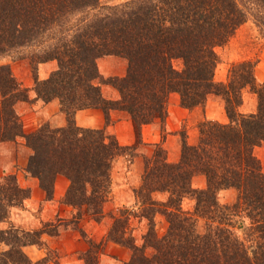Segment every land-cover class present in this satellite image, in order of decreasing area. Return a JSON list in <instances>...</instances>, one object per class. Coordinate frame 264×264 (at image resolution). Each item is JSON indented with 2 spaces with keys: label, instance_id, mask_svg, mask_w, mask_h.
I'll use <instances>...</instances> for the list:
<instances>
[{
  "label": "trees",
  "instance_id": "16d2710c",
  "mask_svg": "<svg viewBox=\"0 0 264 264\" xmlns=\"http://www.w3.org/2000/svg\"><path fill=\"white\" fill-rule=\"evenodd\" d=\"M99 5L100 0H0V60L13 55L17 61L26 59L34 72L42 63H59L48 79L36 81L33 99L11 65L0 62V144L25 139L32 150L27 171L47 196L52 197L57 177L64 175L70 181L67 203L85 205L98 215L109 199L114 160L136 148L121 145L105 130L78 126L79 111L102 109L108 122L112 110L125 112L140 136L144 125L165 124L173 93L187 109L204 105L212 94L220 96L229 123L202 122L198 143L184 139L177 163L168 161L160 144L145 157L142 185L136 190L142 216L149 220L145 243L136 245L130 235L128 210L115 218L109 240L132 249L126 264H264V172L254 154L264 144V84H258L251 61L233 65L228 83L215 81L220 62L216 49L251 15L264 23V0H130L86 19L56 44L34 49L48 32H63L74 13ZM105 56L124 58L126 75L103 76L98 60ZM175 60L182 61L181 69ZM103 85L116 89L120 98L107 99ZM246 88L258 96L257 113L239 110ZM37 100H59L68 125L45 123L26 132L17 105ZM196 175L205 176L206 188H193ZM229 189L238 192L236 201L221 204L219 192ZM155 193H168L167 202L160 204ZM29 194L14 176L4 178L0 223ZM185 197L195 199L194 213L182 209ZM157 214L169 223L163 236L156 230ZM46 232L0 231V242L11 247L0 250V264H31L24 249L39 244ZM90 254L87 264H94Z\"/></svg>",
  "mask_w": 264,
  "mask_h": 264
},
{
  "label": "rangeland",
  "instance_id": "374dc122",
  "mask_svg": "<svg viewBox=\"0 0 264 264\" xmlns=\"http://www.w3.org/2000/svg\"><path fill=\"white\" fill-rule=\"evenodd\" d=\"M129 1L130 0H100L98 9H86L84 11L74 13L69 19L68 23L64 26L63 32L61 29L48 32L46 39L41 47H36L34 49L41 50L52 44H56L58 40L64 38L65 34H69L70 32L78 29L82 22L86 19H92V17L96 14H106L109 7L120 6ZM216 50L220 58V62L215 73L216 82L228 83L230 80V70L233 65L242 63L244 61H251L256 64L255 76L258 84H264V23L257 22L255 17L251 15L249 20L236 31L234 36H232L224 46L218 47ZM30 51L31 50H29V52ZM105 57L117 58L119 60V63L114 64L115 71L117 73L122 72L123 76L126 75L128 62L124 58L117 56ZM16 58L17 56L14 55L8 56L1 58L0 62L10 64L16 79L23 85V87L31 89V94L36 97V93L34 92L36 81L44 80L41 79L40 75L41 64L38 66V70L34 72L28 60L25 59L17 61ZM99 60L98 67L100 73L106 78L111 77L103 73L101 67L99 66ZM47 63H53L56 67L54 70H52V72L49 73L46 79H48L53 72L59 69V63L57 60H52ZM174 65L177 69H181L183 66L181 60H175ZM102 69L104 70L105 67L102 66ZM103 87L113 88L110 85H103L102 88ZM103 95L105 96L104 93ZM178 98L180 105L182 106L180 95L177 93H173L171 95L168 105V115L169 107L175 105L178 101ZM57 101L59 102V100ZM25 104L29 105L30 107L33 106V103H18L17 112L21 116L22 120L23 115H21V113L24 110V107L22 106H24ZM258 106L259 100L257 94L253 92L251 88H246L243 92V104L239 108L240 112H242L243 114L257 113ZM60 110L65 118V125L63 126L65 127L68 125V117L62 112L61 105ZM188 110L190 111L189 116L185 118L180 129L177 131L169 132L167 130V119L164 125H162L159 121L153 123L159 131L160 138L162 140L161 143H150L144 141L142 131L139 136L134 125L133 132L131 134L134 142L131 145L123 144L116 135L111 133L109 130H105L107 134L114 135L119 140L121 145L136 148V151L134 152L132 150H129L123 155L118 156L114 160L111 173V192L102 212L98 215H94L85 205H69L66 201V195L68 192L67 190L63 198L56 199L57 202H51L53 208L50 209V214L48 211L50 221L41 226H37L36 222L42 218L41 212L44 208L42 206H36L35 208L30 207L31 203L27 201L32 197V192L29 188L24 187L21 183V180L19 179V175L20 178L23 175L25 176V178L33 177L27 171L32 150L28 147L30 150V155L28 164L25 169L26 172H19L22 171L21 167L18 165V155L21 151V149L19 148V141H24V144L26 145V140L21 138L17 142L1 143L0 146L5 145V147L0 148V167L4 166V164H11L10 166L12 167L11 172H4V175H0V183L3 182L4 178L8 176H14L16 178L17 184L21 188L29 190L30 194L29 197L23 201V203H18L16 204V206L14 205V207L9 209V217L5 222L0 223V231H7L11 228H18V231L20 232L22 230L33 232L41 231L42 229L47 230L42 239H40L39 244H37L38 246L41 245L46 249L44 250L45 253H47V258L44 260L45 262L43 261L44 263L87 264L86 260L89 259L88 253L90 251L91 254L89 256L94 264H126L131 260L133 256L132 249L130 247L109 240V233L114 224L115 218L122 215L123 211L128 210V212H131L132 214L128 226L130 235L133 237L136 245L142 246L145 243V235L150 230L149 220L142 216L144 207L140 204L136 194V190H138L142 185L145 157H151L156 149L155 144H160L166 150L168 161L177 163L181 159L184 139H186L188 143L193 145L198 143L200 137L199 127L202 122L210 120L222 124H227L230 121L226 112L225 101L217 95H210L204 105ZM111 112V120L110 122L107 121L109 125L114 122ZM123 113L127 116L128 119L131 120L130 116L127 113ZM43 124L45 123H41L36 129L40 128ZM51 126L53 128H57L53 125ZM16 143L17 146L15 145ZM131 153L136 154V156L131 155ZM254 154L261 161L262 170L264 172V144L255 147ZM192 186L196 189L206 188L207 181L205 176L196 175L192 179ZM45 194L47 200L54 201L55 187L52 197H48L46 191ZM237 196L238 192L236 190L229 189L219 192L218 199L221 204H232L236 201ZM153 197L160 204H162V202H167L169 194L155 193ZM181 206L182 209L187 213H194L196 201L192 197H185L182 201ZM155 220L156 230L160 236H163L164 234H166L169 227L167 218L161 214H157L155 216ZM203 223L204 221H202L201 219L199 224L201 225ZM32 228L36 229L30 230ZM10 248L11 247L6 243L0 242L1 251H7ZM152 252V249L148 250V253L152 254Z\"/></svg>",
  "mask_w": 264,
  "mask_h": 264
},
{
  "label": "crops",
  "instance_id": "0c3cea01",
  "mask_svg": "<svg viewBox=\"0 0 264 264\" xmlns=\"http://www.w3.org/2000/svg\"><path fill=\"white\" fill-rule=\"evenodd\" d=\"M119 63V60L114 57H105L99 60V66L101 67V70L104 74L107 76H115L120 75L123 76L122 72H116L114 69V64ZM102 66L105 67V69H102ZM55 65L53 63H46L41 64L40 66V75L41 79H46L52 70L55 69ZM48 70H45V69ZM44 69V70H43ZM103 93L105 94V97L107 99L116 100L119 98L118 92L110 87H103L102 88ZM32 95V94H31ZM33 99H35V96H31ZM175 105H172L169 107V115L167 117L166 127L169 132H174L180 129L182 122L185 120L187 116H189V110L185 109L180 105L179 98L177 99ZM33 106L30 107L29 105L25 104L24 110L22 111L21 115H23L24 120V128L26 131H31L36 129L41 123H50L54 127H63L65 125V118L61 113L60 110V103L57 100H54L50 103H44L41 100L35 101ZM112 118L114 122L109 125L107 122V119L105 117V113L101 109L96 108H88L79 111L76 114V122L77 125L83 128H89V129H96V130H109L111 133L116 135L118 139L123 143L127 145L133 144V123L130 119L127 118V116L121 112V111H112L111 112ZM142 134L143 139L146 142L150 143H161L162 140L160 138L159 131L154 126V124H148L144 125L142 128ZM17 146V143L15 144ZM19 148L21 149L19 155H18V165L21 167L22 171L19 172H26V166L29 161V155L30 150L29 148L24 144V141H19ZM5 147V145H1L0 148ZM19 149V150H20ZM4 164V163H3ZM4 164V166L0 167V175H4V172H11V164L7 165ZM24 176V175H23ZM19 179L21 180V183L24 187L29 188L32 192V197L28 199L27 202H30V207H40L42 206L44 209H42V218L39 219L36 224L43 225L46 222L50 221V216L48 215V211L50 214V209L53 208L52 203L57 202L56 199H61L66 194L69 186L70 181L68 178L64 176H59L56 179L55 183V200L50 201L46 199L45 191L41 188L38 179L35 177H24ZM28 204V203H27ZM36 228H32L30 230H34ZM55 243V242H54ZM45 248H43L41 245H30L25 247V252L29 256L31 260V264H50V263H44L45 259L47 258V253H45ZM42 260V261H41ZM44 261V262H43ZM56 264V263H52Z\"/></svg>",
  "mask_w": 264,
  "mask_h": 264
}]
</instances>
